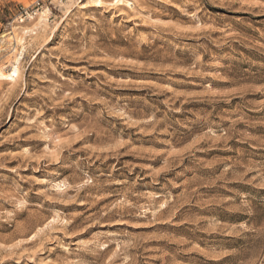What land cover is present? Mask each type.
<instances>
[{
    "label": "rangeland",
    "instance_id": "374dc122",
    "mask_svg": "<svg viewBox=\"0 0 264 264\" xmlns=\"http://www.w3.org/2000/svg\"><path fill=\"white\" fill-rule=\"evenodd\" d=\"M14 66L0 264H264V0H0Z\"/></svg>",
    "mask_w": 264,
    "mask_h": 264
},
{
    "label": "bare ground",
    "instance_id": "6f19581e",
    "mask_svg": "<svg viewBox=\"0 0 264 264\" xmlns=\"http://www.w3.org/2000/svg\"><path fill=\"white\" fill-rule=\"evenodd\" d=\"M96 1L101 2V0H96ZM12 68L13 69L8 73L0 72V78H10V79L14 80L18 76L19 69L17 66H14Z\"/></svg>",
    "mask_w": 264,
    "mask_h": 264
}]
</instances>
